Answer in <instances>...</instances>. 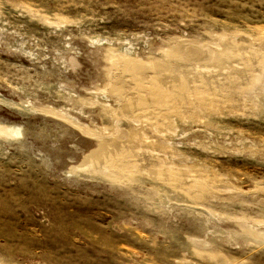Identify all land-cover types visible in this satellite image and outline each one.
<instances>
[{
    "label": "rangeland",
    "instance_id": "374dc122",
    "mask_svg": "<svg viewBox=\"0 0 264 264\" xmlns=\"http://www.w3.org/2000/svg\"><path fill=\"white\" fill-rule=\"evenodd\" d=\"M0 264H264V0H0Z\"/></svg>",
    "mask_w": 264,
    "mask_h": 264
}]
</instances>
